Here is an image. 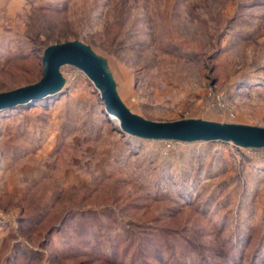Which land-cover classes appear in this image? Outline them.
Here are the masks:
<instances>
[{"label": "rangeland", "instance_id": "374dc122", "mask_svg": "<svg viewBox=\"0 0 264 264\" xmlns=\"http://www.w3.org/2000/svg\"><path fill=\"white\" fill-rule=\"evenodd\" d=\"M70 42L145 120L264 128V0H0V94ZM61 73L0 113V264H264V149L125 135Z\"/></svg>", "mask_w": 264, "mask_h": 264}, {"label": "water", "instance_id": "95a60500", "mask_svg": "<svg viewBox=\"0 0 264 264\" xmlns=\"http://www.w3.org/2000/svg\"><path fill=\"white\" fill-rule=\"evenodd\" d=\"M43 63L44 76L39 83L0 94V113L59 96L66 88L61 69L73 66L99 90L108 114L112 115L113 121L118 120L116 125L120 133L148 141L221 142L240 148L264 149V128L200 120L159 123L135 115L121 100L105 62L90 46L81 42L49 47L44 52Z\"/></svg>", "mask_w": 264, "mask_h": 264}, {"label": "bare ground", "instance_id": "6f19581e", "mask_svg": "<svg viewBox=\"0 0 264 264\" xmlns=\"http://www.w3.org/2000/svg\"><path fill=\"white\" fill-rule=\"evenodd\" d=\"M114 117V116H113ZM115 118V117H114ZM116 121L118 122L117 118H116Z\"/></svg>", "mask_w": 264, "mask_h": 264}]
</instances>
